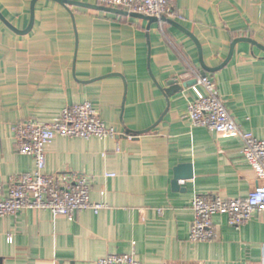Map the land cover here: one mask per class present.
Listing matches in <instances>:
<instances>
[{
	"label": "crops",
	"instance_id": "0c3cea01",
	"mask_svg": "<svg viewBox=\"0 0 264 264\" xmlns=\"http://www.w3.org/2000/svg\"><path fill=\"white\" fill-rule=\"evenodd\" d=\"M32 1L0 0L4 193L33 168L32 158L16 151L17 124L51 122L64 108L89 102L117 136L57 137L45 148L46 175L88 177L90 201L106 207L72 219L32 210L0 218V264H94L131 253L140 264H264V212L239 229L216 215V239L189 242L194 196L245 198L260 182L239 137L188 120L193 85L164 93L169 81L201 76V63L221 66L233 42L248 39L205 77L239 129L264 141V0H170L167 21L151 24L37 0L29 28ZM67 1L104 7L100 0ZM179 167L191 177L175 189Z\"/></svg>",
	"mask_w": 264,
	"mask_h": 264
},
{
	"label": "built area",
	"instance_id": "2783aa9c",
	"mask_svg": "<svg viewBox=\"0 0 264 264\" xmlns=\"http://www.w3.org/2000/svg\"><path fill=\"white\" fill-rule=\"evenodd\" d=\"M100 2L106 8L160 20L168 16L170 0ZM194 80L196 83L191 90L195 98L187 107L188 120L194 127H203L220 135L239 137L243 143L241 154L260 182L245 198L222 200L218 196H194L191 202L193 220L188 240L197 244L216 239L212 220L216 215L226 216L227 224L239 229L253 215L264 212V141H259L251 133L239 129L223 106L213 81L205 76H198ZM116 136L117 131L105 126L89 102L64 108L59 117L51 122L30 120L17 124L14 127L16 151L32 158L33 168L16 176L10 182L7 194L0 184V218L16 216L23 210L45 211L55 217L67 219L86 211L98 214L106 205L102 201H90L91 182L88 177L74 174L59 179L57 175L44 173L45 148L57 137L88 140L113 139ZM100 195L103 197L104 194ZM94 264L140 263L131 253L107 255L96 260Z\"/></svg>",
	"mask_w": 264,
	"mask_h": 264
},
{
	"label": "water",
	"instance_id": "95a60500",
	"mask_svg": "<svg viewBox=\"0 0 264 264\" xmlns=\"http://www.w3.org/2000/svg\"><path fill=\"white\" fill-rule=\"evenodd\" d=\"M37 0H33L32 1V4H31V20H30V24H29V28L31 27L32 25V21H33V10H34V4ZM54 2H57L61 5H72V6H77V7H82V8H89V9H95V10H99V11H103V12H108V13H112V14H116V15H130V17H134V18H138V19H144L146 21L149 22V24L151 23H157V22H165L167 21L165 18H162L160 20L156 19V18H151V17H147V16H143V15H139V14H130V13H127V12H124V11H120V10H116V9H109V8H104V7H100V6H92V5H88V4H82V3H78V2H72V1H67V0H52ZM28 28V29H29ZM28 31V30H27ZM185 34L189 35L188 32L182 30ZM192 40L194 41V43L196 44L197 48H198V51L200 52V49H199V46L196 42V40H194V38H192ZM237 42H250V40L248 39H239V40H236L235 42H233L231 48H230V52L228 54V57L227 59L225 60L224 63L221 64V66L217 67V68H214V69H208L206 68L205 66L202 65L201 63V76L204 77L205 74L207 72H216L217 70L221 69L230 59L231 55H232V50H233V46L234 44H236ZM261 50L264 51V48H261ZM200 54V53H199ZM200 60H201V57H200ZM196 83V80H193L191 82H188L186 84H178V82H175V81H169L168 84H167V88L164 90V93L166 94V96L170 97L178 92L181 91L182 88H186V87H190L191 85H194ZM181 168L179 167L177 169V172H176V175L174 177V181H173V187L175 189H180L178 188V181L180 179H189L191 177V174L189 173H186L184 175L180 174V170Z\"/></svg>",
	"mask_w": 264,
	"mask_h": 264
}]
</instances>
